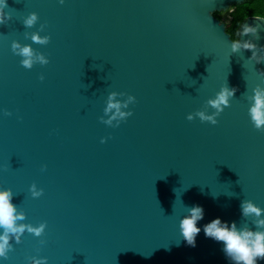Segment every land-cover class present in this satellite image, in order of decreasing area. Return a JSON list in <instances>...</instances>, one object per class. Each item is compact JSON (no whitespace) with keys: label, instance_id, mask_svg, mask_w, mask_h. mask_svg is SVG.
Listing matches in <instances>:
<instances>
[{"label":"water","instance_id":"obj_1","mask_svg":"<svg viewBox=\"0 0 264 264\" xmlns=\"http://www.w3.org/2000/svg\"><path fill=\"white\" fill-rule=\"evenodd\" d=\"M244 1L5 0L0 188L26 227L2 264H233L203 227L264 218V131L248 113L264 89V16L234 41L215 15ZM13 43L47 62L23 67ZM224 87L236 91L218 109ZM196 205L191 245L179 222Z\"/></svg>","mask_w":264,"mask_h":264},{"label":"clouds","instance_id":"obj_2","mask_svg":"<svg viewBox=\"0 0 264 264\" xmlns=\"http://www.w3.org/2000/svg\"><path fill=\"white\" fill-rule=\"evenodd\" d=\"M59 3L63 4L64 0H59ZM5 5V0H0V23L4 22L5 14L3 12V7ZM36 13H30L26 18L24 23L27 26H31L37 20ZM32 39L34 41L39 40L40 42H45L47 37L41 40L36 34H33ZM235 41V39H234ZM12 49L17 54L24 57L21 60V65L25 68H30L32 64L36 61L40 63H46L44 57L33 56V52L29 46L21 47L17 43L12 44ZM41 80L44 79L43 75L40 77ZM236 89H229L224 87L217 94V98L213 101L214 105L221 109V105L227 106L228 98L235 93ZM131 99V97H130ZM253 103L248 109L249 117L252 125L257 130L264 131V89L257 88L254 90V95L252 97ZM109 108L116 107L119 111V105L112 104L108 105ZM7 114V113H6ZM120 116H124V113H119ZM203 116V114H201ZM190 118V117H189ZM209 121L215 123L212 116L203 117ZM101 142H104L103 138ZM42 194V190L35 191L34 186L32 190L33 196H39ZM12 193L10 189L0 188V226L4 227V232L0 233V258L6 259L8 252L11 250V245L9 244V232L15 233L17 243L20 242V234L24 231L25 225L13 226L14 220L22 219L23 216L20 213H15V205L11 201ZM261 209L254 205L251 201L241 202V212L242 215H254L260 217ZM203 217L202 206L196 205L188 210V215L181 218L179 222L180 233L185 241L191 245H194L195 236L201 230L197 225V221ZM258 229L252 230L248 228H238L235 222L229 224L227 221H221L219 217L212 219L203 227V231L206 236L213 238L216 241L222 242L223 252L226 257L230 259L233 264H258L260 260H264V218H258L255 221ZM46 227L45 223H41L38 226H27V230L36 236H40ZM2 259H0V264H2ZM29 264H47L46 257H31L29 259Z\"/></svg>","mask_w":264,"mask_h":264},{"label":"trees","instance_id":"obj_3","mask_svg":"<svg viewBox=\"0 0 264 264\" xmlns=\"http://www.w3.org/2000/svg\"><path fill=\"white\" fill-rule=\"evenodd\" d=\"M225 11H216L215 15L224 19L227 30L232 38L239 39V32L242 23L250 16H264V0H246L242 3H235L230 7L225 17Z\"/></svg>","mask_w":264,"mask_h":264},{"label":"rangeland","instance_id":"obj_4","mask_svg":"<svg viewBox=\"0 0 264 264\" xmlns=\"http://www.w3.org/2000/svg\"><path fill=\"white\" fill-rule=\"evenodd\" d=\"M227 12H228V10L224 12L225 13V17L227 16Z\"/></svg>","mask_w":264,"mask_h":264}]
</instances>
